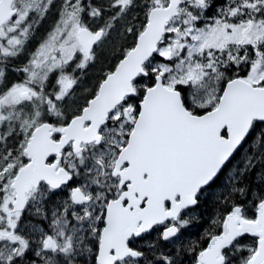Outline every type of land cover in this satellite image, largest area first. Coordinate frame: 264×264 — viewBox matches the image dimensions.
Wrapping results in <instances>:
<instances>
[{
  "label": "snow or ice",
  "instance_id": "6c2138e0",
  "mask_svg": "<svg viewBox=\"0 0 264 264\" xmlns=\"http://www.w3.org/2000/svg\"><path fill=\"white\" fill-rule=\"evenodd\" d=\"M0 264H264V0H0Z\"/></svg>",
  "mask_w": 264,
  "mask_h": 264
}]
</instances>
